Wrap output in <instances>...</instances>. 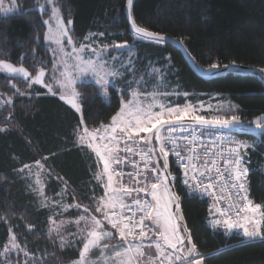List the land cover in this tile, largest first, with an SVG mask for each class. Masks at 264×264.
<instances>
[{"label": "snow or ice", "instance_id": "obj_1", "mask_svg": "<svg viewBox=\"0 0 264 264\" xmlns=\"http://www.w3.org/2000/svg\"><path fill=\"white\" fill-rule=\"evenodd\" d=\"M37 3L47 16H42V26H46L42 35L51 54L50 67L40 60L38 70L34 64L30 72L23 64L0 59V72L16 74L28 89H43L78 114L72 145L93 159L89 195L78 194L55 172L49 155L21 161L16 169L38 206L49 213L47 238L53 243L58 238L60 248L78 252L69 264H205L207 257L199 252L181 212L182 198L175 190L170 157L182 170L186 194L199 193L213 201L209 210L213 227L241 229V244L245 239L264 240V204L254 203L246 187L247 154L254 145L238 138L255 129L264 140V113L249 121L237 114L238 106L229 105L227 111L212 109L202 100L192 102L187 92L182 94L183 102L173 99L181 93L170 89L162 67L149 66L150 71L137 76V42H173L184 47L183 39L172 41L138 24L131 15V29L126 33L131 43L128 39L106 43L104 31L79 38L68 26L73 21L66 23L61 15V0ZM127 5L130 10L133 0H127ZM16 9L17 0H9L7 7L0 0L3 13ZM35 38L39 40L40 34ZM196 67L209 78L228 69L245 71L235 61ZM252 71L264 76V67ZM84 78L95 81L97 95L106 102L112 91L117 92V108L107 122L95 124L84 115L86 105L77 91V87L90 86ZM12 87L22 96L40 94ZM5 103L11 104V98ZM7 130L0 128V132ZM53 181L61 187L49 196ZM0 221L8 237L0 264H9L11 254L19 257L21 252L23 258L17 264H43L42 257L22 244L11 220L0 216ZM28 228L32 231L34 226Z\"/></svg>", "mask_w": 264, "mask_h": 264}, {"label": "trees", "instance_id": "obj_2", "mask_svg": "<svg viewBox=\"0 0 264 264\" xmlns=\"http://www.w3.org/2000/svg\"><path fill=\"white\" fill-rule=\"evenodd\" d=\"M4 4L9 6V0H4ZM60 7L65 22L73 21L68 26L74 29L76 37L104 31L102 39L106 43L124 39L131 43V37L126 35L130 31L127 0H61ZM42 16L37 0H17L15 11L8 14L0 11V59L23 64L30 72L34 64L38 70L40 60L50 67L51 54L43 40L46 26H42ZM132 17L150 30L183 39L189 56L203 68L213 62L233 61L251 68L264 67V0H134ZM37 34L39 40L35 38ZM134 52L138 60L137 76L150 71L149 66L162 67L170 89L181 93L173 99L183 102L184 92L190 94L192 102L215 95L227 101L228 106H238L237 114L242 119L250 121L264 113V79L259 73L234 70L215 78L200 77L172 43L156 45L141 41L136 43ZM88 83L90 86L77 87L80 100L86 105L84 115L95 124L107 122L106 118L117 108V92L112 91L110 101L106 102L97 95L95 82ZM13 84L21 91L40 94L22 96ZM9 98L12 103H5ZM77 118L78 114L57 97L40 88L28 89L23 78L0 72V128L8 129L0 132V216L8 217L18 228L20 241L36 250L37 247L46 250L44 247L50 245L46 241L49 213L38 206L16 169L21 161L28 163L49 155V164L55 172L68 180L78 194L89 195L93 159L73 148L72 129ZM239 137L254 145L247 154L248 196L254 203L264 204V140L261 134ZM170 164L176 176L175 190L182 198L184 221L199 252L207 257L205 264H264V240L240 244L242 233L238 229L230 232L223 226L213 227L209 214L212 202L208 197L186 194L179 170L171 159ZM60 187L53 181L48 195H55ZM28 225L34 226L32 231ZM7 239L6 225L0 221V251ZM216 251L219 252L207 256ZM77 255L72 248L61 253L67 260H74ZM20 257L21 253L19 257L13 253L10 259L17 261Z\"/></svg>", "mask_w": 264, "mask_h": 264}, {"label": "rangeland", "instance_id": "obj_3", "mask_svg": "<svg viewBox=\"0 0 264 264\" xmlns=\"http://www.w3.org/2000/svg\"><path fill=\"white\" fill-rule=\"evenodd\" d=\"M125 58H126V55H125ZM16 65V64H14ZM19 66V65H17ZM24 66V65H23ZM25 67V66H24ZM27 68V67H26ZM30 71V70H29ZM4 73V72H3ZM9 76H17L16 74H12V73H5ZM19 77V76H18ZM131 78V77H129ZM88 81H92V82H95L94 80H92L91 78H84ZM149 90H151V88H149ZM199 100H202L200 98H198ZM206 107L208 105H211L212 106V109H215L217 107H225V108H228V102L227 101H223L221 99H219L218 97H216L215 95L213 96H210L209 98H207L206 100H202ZM195 102V101H193ZM48 194V193H47ZM50 196V195H49ZM237 229H233L232 231H236ZM239 231H241L242 233V230L241 229H238ZM230 231V232H232ZM46 241H49L50 242V245H48L47 247H44L46 250H43L41 251L38 247H37V250L33 247H30L28 244L24 243L23 241V244H26L27 246V249L30 251V252H33L35 253V255L37 257H42L43 258V264H69L70 261L72 260H67L65 258H63V256H61V253L62 251L68 249L67 247L65 248H60L58 245H59V240L57 238L56 242L53 243L52 240L50 239H46ZM55 247V248H54ZM43 249V248H42ZM49 250V251H48ZM2 252V250L0 251ZM0 258L1 260L4 259V257L2 255H0ZM23 258V253L21 252V257L20 259ZM93 261L96 259V257H92ZM9 264H17V261H12L10 259V262Z\"/></svg>", "mask_w": 264, "mask_h": 264}, {"label": "water", "instance_id": "obj_4", "mask_svg": "<svg viewBox=\"0 0 264 264\" xmlns=\"http://www.w3.org/2000/svg\"><path fill=\"white\" fill-rule=\"evenodd\" d=\"M133 2H134V0H133ZM131 15V17H132V8L129 10V8H128V5H127V10H126V16H127V19H128V22H129V26H130V29H131V21H130V19H129V16ZM133 18V17H132ZM172 38V37H171ZM172 41H177V39H175V38H172ZM169 43H172V44H174L181 52H182V54L184 55V57H185V59L187 60V62L191 65V67H192V69L200 76V77H203V78H209V77H207V76H205L202 72H200L199 71V69H197V67H196V64H194L193 63V60L192 59H189V54H188V51H187V49L185 48V46L184 47H181L180 46V44L179 43H173V42H169ZM238 65V64H237ZM240 66H242V65H240ZM242 68L243 69H245V71H249V72H253L252 71V69H258V68H251V67H247V66H242ZM229 71H234L233 69H228L227 71H221L217 76H219V75H221V74H223V73H225V72H229ZM258 73V72H257ZM263 77V79H264V76H262ZM249 134H255V135H258V134H260V132L258 131V130H253V131H251V132H249ZM255 241H260V239H256V240H246V241H244V243L243 244H245V243H251V242H255ZM241 244V243H240ZM219 251H221V250H219ZM219 251H216V252H214V253H211V254H209V255H207V256H210V255H212V254H215V253H217V252H219Z\"/></svg>", "mask_w": 264, "mask_h": 264}, {"label": "built area", "instance_id": "obj_5", "mask_svg": "<svg viewBox=\"0 0 264 264\" xmlns=\"http://www.w3.org/2000/svg\"><path fill=\"white\" fill-rule=\"evenodd\" d=\"M238 138L240 139V137L238 136ZM170 159L172 160V158L170 157ZM179 174H180V178H181V181H183V175H182V170H179ZM183 184V183H182ZM195 194H197V195H200L199 193H195ZM201 196V195H200ZM204 197H206V196H204ZM250 198V197H249ZM209 200L213 203V201L211 200V198H209ZM228 203V201L227 200H225L224 202H223V204L224 205H226Z\"/></svg>", "mask_w": 264, "mask_h": 264}]
</instances>
